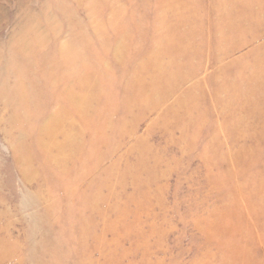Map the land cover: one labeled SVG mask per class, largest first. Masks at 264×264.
Instances as JSON below:
<instances>
[{
  "label": "rangeland",
  "instance_id": "obj_1",
  "mask_svg": "<svg viewBox=\"0 0 264 264\" xmlns=\"http://www.w3.org/2000/svg\"><path fill=\"white\" fill-rule=\"evenodd\" d=\"M0 264H264V0H0Z\"/></svg>",
  "mask_w": 264,
  "mask_h": 264
}]
</instances>
